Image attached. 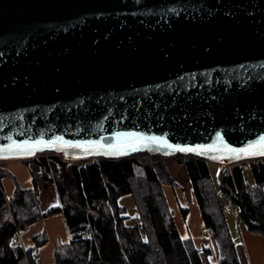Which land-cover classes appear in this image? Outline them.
<instances>
[{
  "label": "water",
  "instance_id": "95a60500",
  "mask_svg": "<svg viewBox=\"0 0 264 264\" xmlns=\"http://www.w3.org/2000/svg\"><path fill=\"white\" fill-rule=\"evenodd\" d=\"M123 133L237 149L264 136V0H0V159L264 156L139 141L104 154Z\"/></svg>",
  "mask_w": 264,
  "mask_h": 264
},
{
  "label": "trees",
  "instance_id": "16d2710c",
  "mask_svg": "<svg viewBox=\"0 0 264 264\" xmlns=\"http://www.w3.org/2000/svg\"><path fill=\"white\" fill-rule=\"evenodd\" d=\"M174 156L186 169L212 248H197L190 237L179 235L163 191L164 185H176L165 157L136 152L70 160L43 151L22 160L38 167L39 178L52 184L58 203L40 210L34 178L30 188L16 187L7 197L0 173V264H36L31 249L13 239L34 221L59 213L70 240L55 244V264H217L210 262L212 254L218 264H239L220 195L230 200L241 225L260 235L264 244V156L218 164L216 184L210 161L192 154ZM125 194L133 199L137 224H125V208L118 204Z\"/></svg>",
  "mask_w": 264,
  "mask_h": 264
},
{
  "label": "rangeland",
  "instance_id": "374dc122",
  "mask_svg": "<svg viewBox=\"0 0 264 264\" xmlns=\"http://www.w3.org/2000/svg\"><path fill=\"white\" fill-rule=\"evenodd\" d=\"M174 155L163 156V157H165L164 161L166 164L167 171L175 180L176 185L174 187L164 185L163 191L168 206L173 212V220L175 222V225L178 228L181 237L186 236L188 233L191 234L192 240L196 242L195 244L200 245V243H202L203 247L208 248L211 245L213 247L212 239L209 233L205 231L203 227L202 220L200 217V212L196 204V199L193 195L191 186L187 178L186 169L183 164H179L176 161ZM259 157H263V156H259ZM255 158L258 157H251L248 159H255ZM22 159L24 158H18L11 161H9L8 159H0V173L2 175L1 179H2V187L4 189V193H6L8 197L9 191H11L12 189L14 190L16 187H19L21 189L30 188L33 184V178H34L38 187L40 210L44 211L46 208L56 205L58 201L52 184L42 181L39 178V169L35 164L27 163ZM70 160H79V159H70ZM242 161L244 160H238L233 162H242ZM230 163L231 162L208 163L210 175L213 181L215 182V184L219 169L218 164L229 166ZM220 198L223 203V206H225V210L223 209V207L222 209L224 210L225 218L227 220L229 229H231L233 233H235L237 239L238 230L233 222L234 216H237L236 215L237 211L235 208H233V210L227 209V207L230 205L228 198L223 197L222 195H220ZM118 204L125 208V213H126L125 224L126 225L137 224L136 208L131 195L125 194L120 196L118 198ZM61 215L62 214L60 213L55 214V217L53 219L49 218L43 220V218H41L34 221V223L31 226H27V228H29L30 231L34 230V228H37V232H39L38 234H35L34 237L32 238L33 239L32 241H34L33 244L34 246L31 249V253L35 258L37 254L39 255V249H40L38 246L36 248L35 246L36 242L45 240L39 245L40 247L41 246L52 247L53 245L52 243H54L55 241H58V243L64 242L65 238L63 236V233L61 232V228L62 230H64V226L62 223L63 220ZM251 233L256 234L253 232ZM13 241L15 243L20 244L23 248V242L20 241V238H18V233L14 237Z\"/></svg>",
  "mask_w": 264,
  "mask_h": 264
},
{
  "label": "crops",
  "instance_id": "0c3cea01",
  "mask_svg": "<svg viewBox=\"0 0 264 264\" xmlns=\"http://www.w3.org/2000/svg\"><path fill=\"white\" fill-rule=\"evenodd\" d=\"M8 160L11 161L14 159H8ZM1 184H2V179H1ZM26 189H28V188H26ZM8 194H9L8 197H10L13 194V189L11 191H9ZM5 195H6V193H5ZM229 203H230V205L227 207V209L233 210V207H232L230 200H229ZM54 217H55V214L50 215L48 217H45V218H43V220L49 219V218L53 219ZM62 220H63L62 223L64 226V230H62V228H61V232L63 233V236L65 238L63 243H67L70 240V234H69L67 227L64 223L63 216H62ZM233 222H234V224L238 230L237 239H236L235 233H233V231L231 229H229V230H230L231 236L235 242L237 258H238L239 264H264V244H263L261 236L258 234H252L247 229H245L241 225V223L238 221L237 216H234ZM33 223L29 224L28 226H31ZM178 232H179V230H178ZM38 233L39 232H37V228H34V230L30 231L29 228H27V227L18 233V238H20V241L23 242V249L24 250H29V249L33 248L34 241H32L33 240L32 238L34 237L35 234H38ZM179 235H180V232H179ZM185 237L191 238L192 236H191V234L187 233V235L183 236L182 238H185ZM56 243H58V241H55L54 243H52L53 244L52 247H48V246H41L40 247V246H38L40 249L38 248L39 249V255L37 254V256H36V258L38 257L36 259V264H55L54 246ZM193 243L197 248H200L202 246V243H200V245L195 244L196 242H194V241H193ZM209 248H212V245ZM209 260L211 263H217L218 264L217 258L215 257L214 254H212L209 257Z\"/></svg>",
  "mask_w": 264,
  "mask_h": 264
},
{
  "label": "snow or ice",
  "instance_id": "6c2138e0",
  "mask_svg": "<svg viewBox=\"0 0 264 264\" xmlns=\"http://www.w3.org/2000/svg\"><path fill=\"white\" fill-rule=\"evenodd\" d=\"M122 137L125 138H131L132 142L125 141L124 143H118L116 145H109L111 149H113L112 152H105L104 154H122L120 153L121 148H131L132 150H139L134 144L135 141L139 142H148L152 144H158L162 147L165 148H175L176 150L179 151H184V152H196L199 150L200 154H203L208 151H219V152H224L226 154H230L231 156H234L235 158H240L241 155H254V154H261L264 155V136L260 137L258 141L249 143L245 148H231L226 144H223L222 138L218 135L217 139L221 141V147H215L214 145H198L195 148L192 147H180L178 145L173 146L168 143L167 139L164 137H156V136H143L137 133H123L120 134ZM62 142L64 147L66 148H82V144H77V143H71L68 141H63L61 137H57L55 141H50L48 142V146H54L55 144ZM44 141H36L35 144L29 145L27 142L24 144H15L9 148L6 149V151H12L14 149H28L29 154H31V149L35 148L38 145L44 144ZM90 146H99L103 147L102 145H98V142H89ZM214 159L217 157H213ZM187 238V237H185ZM211 259V258H210Z\"/></svg>",
  "mask_w": 264,
  "mask_h": 264
},
{
  "label": "built area",
  "instance_id": "2783aa9c",
  "mask_svg": "<svg viewBox=\"0 0 264 264\" xmlns=\"http://www.w3.org/2000/svg\"><path fill=\"white\" fill-rule=\"evenodd\" d=\"M243 167H244V169H246V168H247V166H246V165H244ZM223 209L225 210V206H223ZM27 264H31V263H27Z\"/></svg>",
  "mask_w": 264,
  "mask_h": 264
}]
</instances>
